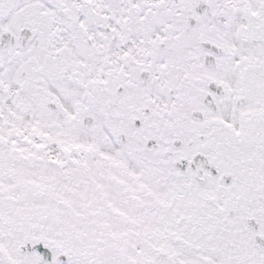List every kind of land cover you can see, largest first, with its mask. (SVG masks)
<instances>
[{
	"label": "snow or ice",
	"instance_id": "1",
	"mask_svg": "<svg viewBox=\"0 0 264 264\" xmlns=\"http://www.w3.org/2000/svg\"><path fill=\"white\" fill-rule=\"evenodd\" d=\"M0 264H264V0H0Z\"/></svg>",
	"mask_w": 264,
	"mask_h": 264
}]
</instances>
